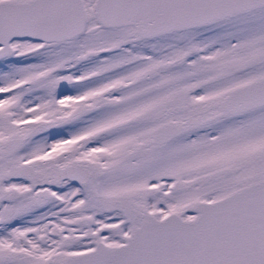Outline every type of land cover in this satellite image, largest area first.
I'll return each instance as SVG.
<instances>
[{
    "label": "rangeland",
    "instance_id": "rangeland-1",
    "mask_svg": "<svg viewBox=\"0 0 264 264\" xmlns=\"http://www.w3.org/2000/svg\"><path fill=\"white\" fill-rule=\"evenodd\" d=\"M83 3L87 16V28L83 35L50 45L15 39L10 42L13 53L0 62V142L14 134L26 138L23 147L11 157L16 163L31 158V163H37L41 160V155L56 161L60 145L72 144L74 135L88 131V124L77 120L74 110L65 106L75 94L88 95L97 85L96 79H79L101 69L117 68L113 72H106L117 75L113 80L120 79L135 84L151 66L147 62L133 61L129 54L132 49L138 51L142 44H151L152 41H143L136 30L130 27L100 30L94 16L93 0H83ZM235 22L239 28V64L248 67V58L251 57L256 61L261 60L260 65L239 74V83L242 84L264 76V8L242 14L232 22L230 20V23H223L229 37ZM230 40L225 36L222 50ZM92 42H117L122 47L117 51L118 55L94 57L88 63H81V68L77 69L78 55H82ZM123 57H127L123 62L126 64L120 65L118 59ZM61 65L65 67L63 73L58 71ZM77 71H80L79 76L75 75ZM61 74L64 75L63 83L67 85L64 89L56 85ZM151 84V79L143 82L145 88ZM61 90L66 93L62 95ZM82 106L83 104L79 107ZM103 112H90L89 118H97L101 122L112 116L111 120L119 122L132 115L121 117V114L104 113L103 118H100ZM64 115L67 118L62 120ZM239 119L237 143L225 141L217 148L207 144L202 148L193 147L191 150H194V156L179 155V159L166 161H132L117 159L112 151L107 156L108 161L96 162L94 167H89V186L96 194L123 199L138 211L143 207H157L154 211L162 208L182 219L191 218L189 207L195 197H224L234 191L239 186L238 183L263 178L264 107L239 115ZM121 131H116L113 135H110V130L100 131L92 138L101 143L111 142L114 137H120ZM232 150H237L234 155L237 159L231 162L228 160L233 159H226V155ZM219 152L221 157L215 155ZM74 161L73 155L67 153L55 163L64 166ZM236 166L241 167L240 172L233 173L230 177L223 176L225 169L232 171ZM5 168L0 163V170ZM37 168L40 165L37 164ZM172 179L180 184V189L164 198L162 184L171 182ZM1 180L0 177V192L7 186ZM48 194H52L50 190ZM185 195L191 197L185 199L187 204L174 202L175 198L182 202ZM60 201L62 200L56 196L34 204L17 202L9 205L0 200V264H62L66 261V253L90 248L93 242H103L107 246L125 242L136 226L123 211L124 219L121 220L120 212L109 213L106 208L97 207L100 206L97 199L93 207L98 209L84 207L81 201L78 202L80 205L76 203L68 208L61 205ZM76 208L78 212L74 211ZM74 216H78L77 220L70 221ZM88 217L93 221L86 219ZM9 231L12 234L6 237L4 233ZM88 232L95 235L94 240H86L90 237H86Z\"/></svg>",
    "mask_w": 264,
    "mask_h": 264
},
{
    "label": "flooded vegetation",
    "instance_id": "flooded-vegetation-1",
    "mask_svg": "<svg viewBox=\"0 0 264 264\" xmlns=\"http://www.w3.org/2000/svg\"><path fill=\"white\" fill-rule=\"evenodd\" d=\"M0 1L25 2L29 0ZM239 16L182 32L164 34L152 39H144L136 31L143 41H152L151 44H142L138 51L132 49L129 54V58L133 61L151 64L140 76V81L130 84L129 81L113 80V78H117V75L106 71L113 72L117 68L101 69L79 79L82 81L96 79L97 85L91 89L88 95L84 93L75 94L71 102L67 101L65 106L74 110L77 120L88 124V131L84 130L74 135L72 144L60 145L58 148L59 158L56 161L50 160L48 157L45 158L43 157L44 155H41L42 158L37 163H31L32 158L26 161H24L25 159L21 160L20 162H26L33 168L31 172L32 179L4 180L3 176L8 167L6 160H10L13 164L19 162L16 163L11 159L15 153L9 158H1V166L6 168L0 170V177L2 183L7 186L4 191L0 192V200L9 205L17 202L34 204L42 200L48 201L56 196L62 200L60 201L61 205L68 208L76 203L80 205L78 202L81 201V205L90 209H98L97 207H100V209L106 208L109 213L118 211L120 212L121 220L124 219L123 211L136 224L151 221L152 219L160 220L173 213L162 208L154 211L157 207L154 209L143 207L138 211L129 206L123 199L121 200L125 203V206L115 207L107 203L105 198L110 197L96 194L89 186L90 172L88 169L89 167H94L96 162L108 161L109 157L107 156L112 151L115 152L114 156H117V159L166 161L179 159V155L194 156V150H191L193 147L202 148L207 144L217 148L225 141H235L237 143L236 134L240 121L239 115L250 113L254 109L236 112L234 109V96L229 99V95L242 85L264 79V76H259L256 79L253 78L246 81V83H239V74L241 72L261 64V60L256 61L252 57L248 58V67L245 64H242V66L239 64L238 24L235 22L231 37H229V32L225 31L224 26H222L223 23H230V20L232 22ZM108 29L111 30L112 28ZM100 30L105 29L100 28ZM225 36L231 38V40L227 42L222 50ZM50 44L54 43H44L42 45ZM121 47L117 42L89 43L88 47L84 49L85 52L82 55H78L76 68H81V63H88L89 59L97 56L118 55L117 51ZM120 54L124 55L125 53L120 52ZM8 57L0 58V62ZM126 59L127 57L119 58L120 65L126 64L123 63ZM58 71L63 73L65 71L64 65H61ZM78 74H80V71L75 73L76 76H79ZM60 76L56 85L60 89H64L66 85L63 83L64 75L61 74ZM147 79H151L152 84L150 87L145 88L143 82L147 81ZM182 83L184 85H181ZM65 93V90H61L62 95ZM61 104L62 106L64 105L63 103ZM81 104L83 106L79 107ZM101 110L104 112L100 118H103L102 115L104 113L107 115L121 114V117L126 114L132 115L119 122L111 120L113 119L112 116L101 122L97 121V118H89L90 112H100ZM150 110H153V114L149 118L139 122L133 121L135 116ZM66 118V115H64L62 120ZM121 129H124V131H121ZM108 130H110V135H113L116 131H121V135L111 139V142L105 143L92 138L97 132ZM14 136L21 135L14 134L11 137ZM21 137L24 139V145L26 138ZM2 143L0 142V145ZM226 149H228L227 143ZM235 152L237 150H232L231 153H228L226 159H233L228 160L231 162L236 160L237 158L235 159L234 157ZM67 153L73 155V158H75L74 163L64 166L55 163L59 162L60 157ZM215 155L221 157L220 152ZM37 164L40 165V168H37ZM70 165H76L82 171L87 170L89 172V175L87 173L86 182L79 183L78 180L68 177L65 168ZM240 168V166H236L232 171L225 169L223 176L230 177L233 173L240 172ZM262 176L264 178V175ZM218 177L221 178V176ZM261 179L243 181L238 183L237 185L239 186L233 190L236 191ZM175 184L178 186L175 187ZM179 186L180 184L173 179L171 182L162 184L163 197L177 193L180 189ZM11 190H13L12 193L9 192ZM48 190L52 194L49 195ZM187 197L191 198L185 195L182 197V202L178 198H175L174 202L182 205L187 204L188 202L185 200ZM219 198L221 197H195L191 204L193 206L197 202L214 201ZM96 199L99 201L100 206L93 207L96 205ZM191 207H189L190 213ZM74 211L78 212V208L74 209ZM71 213L74 212L72 211ZM77 217H72L70 221H76ZM195 217L196 215L191 213V218L188 219ZM86 219L93 221L91 217ZM89 235L90 237L86 238V240H94L95 235L88 232L86 237ZM94 245L95 242L90 248L68 252L64 257L67 260L71 255L88 252L93 249Z\"/></svg>",
    "mask_w": 264,
    "mask_h": 264
},
{
    "label": "water",
    "instance_id": "water-1",
    "mask_svg": "<svg viewBox=\"0 0 264 264\" xmlns=\"http://www.w3.org/2000/svg\"><path fill=\"white\" fill-rule=\"evenodd\" d=\"M264 7V0H93L102 28L133 27L141 37L181 32ZM86 11L82 0L0 2V58L11 54L9 42L28 39L41 43L69 41L84 34ZM234 109L243 112L264 106V79L237 88ZM153 110L137 115L143 121ZM14 136L0 145V159L23 145ZM4 180L32 179L27 163L6 160ZM68 177L86 182L80 167L65 169ZM13 190L9 191L12 193ZM115 207L121 199H106ZM193 220L171 213L161 220L142 222L127 242L107 248L102 242L62 264H264V179L213 202L192 207Z\"/></svg>",
    "mask_w": 264,
    "mask_h": 264
},
{
    "label": "bare ground",
    "instance_id": "bare-ground-1",
    "mask_svg": "<svg viewBox=\"0 0 264 264\" xmlns=\"http://www.w3.org/2000/svg\"><path fill=\"white\" fill-rule=\"evenodd\" d=\"M140 224V223H139ZM6 235V237L10 236L12 234V231H9L7 233H4Z\"/></svg>",
    "mask_w": 264,
    "mask_h": 264
}]
</instances>
